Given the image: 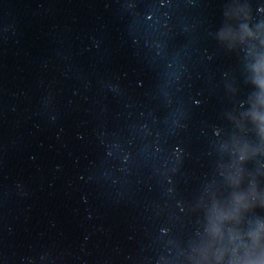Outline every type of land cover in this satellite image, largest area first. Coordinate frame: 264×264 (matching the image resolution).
Here are the masks:
<instances>
[{
  "label": "clouds",
  "instance_id": "9594fccd",
  "mask_svg": "<svg viewBox=\"0 0 264 264\" xmlns=\"http://www.w3.org/2000/svg\"><path fill=\"white\" fill-rule=\"evenodd\" d=\"M244 28L246 34L251 36L247 26ZM252 71L251 82L258 91L255 94L256 104L252 105L246 116L255 126L260 141L264 142V57L256 61ZM259 151L248 142L234 144L230 152L233 160L230 164L223 165L221 172L232 191L223 202L213 194L210 205L206 206L205 237L194 249L192 264H264V250H261L264 221L258 219L255 227L246 233L228 227L240 224L242 213L248 211L257 200L264 205V198L256 187H249L247 190L242 188V165L258 155ZM245 236L251 244L245 242Z\"/></svg>",
  "mask_w": 264,
  "mask_h": 264
}]
</instances>
